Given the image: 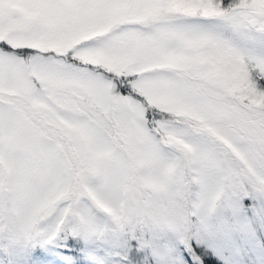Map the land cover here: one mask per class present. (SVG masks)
<instances>
[{"label":"snow or ice","instance_id":"snow-or-ice-1","mask_svg":"<svg viewBox=\"0 0 264 264\" xmlns=\"http://www.w3.org/2000/svg\"><path fill=\"white\" fill-rule=\"evenodd\" d=\"M0 264H264V0H0Z\"/></svg>","mask_w":264,"mask_h":264}]
</instances>
